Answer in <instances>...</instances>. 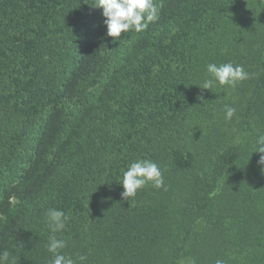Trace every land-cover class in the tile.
Listing matches in <instances>:
<instances>
[{
    "label": "trees",
    "instance_id": "1",
    "mask_svg": "<svg viewBox=\"0 0 264 264\" xmlns=\"http://www.w3.org/2000/svg\"><path fill=\"white\" fill-rule=\"evenodd\" d=\"M155 2L157 22L113 42L95 0H0L9 264H50L49 209L68 216L55 235L62 254L87 257L77 264H264V2ZM229 62L249 78L197 86L207 64ZM137 159L164 186L123 200Z\"/></svg>",
    "mask_w": 264,
    "mask_h": 264
},
{
    "label": "clouds",
    "instance_id": "2",
    "mask_svg": "<svg viewBox=\"0 0 264 264\" xmlns=\"http://www.w3.org/2000/svg\"><path fill=\"white\" fill-rule=\"evenodd\" d=\"M264 2V0H262ZM95 8L102 9L103 23L106 26V37L113 38V42L120 38L121 33L135 31L137 33L146 30L150 23H155L160 19L159 5L155 0H95ZM208 78L199 86L202 90H211L215 84L234 88L238 83L249 78V74L242 65H233L231 62L217 65L209 63L206 66ZM203 101V97H198ZM204 103V102H203ZM225 120H231L236 109L225 106ZM255 153L261 154L257 161L260 170L264 173V134L257 137ZM149 183L159 189L164 186L162 172L159 166L148 159H137L131 162L122 173L119 183L123 191L121 198L130 200L134 198L137 191L144 188ZM46 224L50 230L49 242L46 250L51 254L50 264H77V259L83 262L85 256L73 259L71 256L62 254L61 250L66 247L63 239H58L55 235L66 227L68 216L59 209H49L46 213ZM10 253L7 250L0 251V264H9ZM216 264H223L217 260Z\"/></svg>",
    "mask_w": 264,
    "mask_h": 264
}]
</instances>
